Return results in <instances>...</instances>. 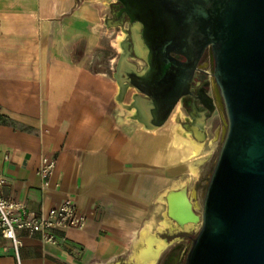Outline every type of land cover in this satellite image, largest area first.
Returning <instances> with one entry per match:
<instances>
[{"label":"crops","instance_id":"0c3cea01","mask_svg":"<svg viewBox=\"0 0 264 264\" xmlns=\"http://www.w3.org/2000/svg\"><path fill=\"white\" fill-rule=\"evenodd\" d=\"M95 4L0 0L2 195L44 214L71 198L86 219L80 229L58 231L57 246L25 241L21 263L184 264L220 115L207 117L182 98L152 130L127 119L135 108L117 102L120 53L110 72L89 68L99 46ZM125 62L143 73L144 61ZM125 84L122 105L134 95L150 100ZM42 157L56 163L45 189L36 175ZM0 264H15L1 238Z\"/></svg>","mask_w":264,"mask_h":264},{"label":"water","instance_id":"95a60500","mask_svg":"<svg viewBox=\"0 0 264 264\" xmlns=\"http://www.w3.org/2000/svg\"><path fill=\"white\" fill-rule=\"evenodd\" d=\"M136 4L148 14L145 17L158 11L166 14L179 31L180 47L188 27L204 36V45L213 53L212 75L225 113V132L205 191L201 227L185 264H264V0H139ZM110 23L111 19L105 20L106 27H113ZM124 29L125 25L120 27L110 42L120 53L114 75L120 86L117 102L135 108L127 119H137L144 123L142 129L152 130L184 96L190 74L171 61L168 47L162 51L164 62L156 79L146 78V68L136 73V65L125 62L131 56L122 47L127 40ZM140 55L137 61H143ZM131 76L137 83H131ZM124 81L150 100L134 95V102L122 105L129 86L122 85ZM159 88L161 104L147 91ZM210 102L207 117L214 110Z\"/></svg>","mask_w":264,"mask_h":264},{"label":"flooded vegetation","instance_id":"af4514ba","mask_svg":"<svg viewBox=\"0 0 264 264\" xmlns=\"http://www.w3.org/2000/svg\"><path fill=\"white\" fill-rule=\"evenodd\" d=\"M138 1L113 0L111 3L112 16L110 24L117 28L126 26L124 31L127 40L122 45L125 54L132 57H139L141 53H144V58L142 55L140 56L144 61L143 67L147 70L146 78L153 80L160 74L161 66L164 62L161 54L163 49L168 47L171 61L182 64L184 70H187L190 74L189 83L182 91L184 96L181 99L183 98L184 104L186 102H191L194 105L199 104L202 112L208 115L211 99L214 110L210 116L216 112L219 113L221 119L220 136H223L225 132V113L219 101L220 96L217 84L212 75L214 60L211 47L204 45V36L199 31L195 33L193 27H188L184 30V42L182 47H180L177 39L179 31L177 28L175 29L170 18L159 11L154 13V15L145 17L148 14L145 12L141 13L136 4ZM174 31H177V33L174 34ZM169 39L172 40V44L168 46L167 41ZM172 70L174 71V68ZM179 70H176L177 75H179ZM211 78L213 79V84H211ZM130 81L132 84L137 83L132 76ZM211 86L213 93H210ZM147 91L153 95V100L156 103H163L161 100L162 90L160 88L152 92ZM169 95L172 98L173 91ZM164 103L166 102L164 101ZM162 106L158 115H161ZM194 108L196 107L194 106ZM194 108L192 112H195ZM186 259L187 256L185 262Z\"/></svg>","mask_w":264,"mask_h":264},{"label":"built area","instance_id":"2783aa9c","mask_svg":"<svg viewBox=\"0 0 264 264\" xmlns=\"http://www.w3.org/2000/svg\"><path fill=\"white\" fill-rule=\"evenodd\" d=\"M55 165V160L41 158L36 175L41 179L43 189L48 187ZM6 184V178L0 173V238L10 242L15 264H22L20 249L25 241L38 240L43 245L57 246L58 231L84 226L86 219L73 199L64 200L45 214L39 213L23 203L5 198L2 189Z\"/></svg>","mask_w":264,"mask_h":264},{"label":"rangeland","instance_id":"374dc122","mask_svg":"<svg viewBox=\"0 0 264 264\" xmlns=\"http://www.w3.org/2000/svg\"><path fill=\"white\" fill-rule=\"evenodd\" d=\"M96 4L94 5L98 10V17L96 19L97 26H94V33H96L99 46L93 54V57L90 59L89 68L92 71L99 72H110V68L113 66L112 60H115L119 55V52L110 45L111 40L118 34L120 31V27H106L105 20L111 19L110 13V2L112 0H95ZM211 67V66H210ZM211 84H213V79L211 78ZM213 93L212 86L211 92ZM219 123V122H218ZM223 136L218 139L216 146L213 148V152L211 154V160L209 163L205 165V174L200 179V183H202L201 189L206 191L209 179L211 177L212 171L214 169L215 163L217 161V157L222 145ZM200 187H198L199 189ZM197 232H199L201 227V214L202 209L197 211Z\"/></svg>","mask_w":264,"mask_h":264},{"label":"bare ground","instance_id":"6f19581e","mask_svg":"<svg viewBox=\"0 0 264 264\" xmlns=\"http://www.w3.org/2000/svg\"><path fill=\"white\" fill-rule=\"evenodd\" d=\"M219 101H220V99H219ZM221 106V105H220ZM225 131V130H224ZM182 218V217H181ZM150 252V251H149ZM153 255V254H152ZM144 257V256H143Z\"/></svg>","mask_w":264,"mask_h":264}]
</instances>
